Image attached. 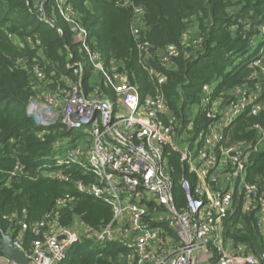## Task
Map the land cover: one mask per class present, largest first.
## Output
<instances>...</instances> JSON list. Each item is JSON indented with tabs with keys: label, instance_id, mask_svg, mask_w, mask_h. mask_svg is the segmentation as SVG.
Wrapping results in <instances>:
<instances>
[{
	"label": "trees",
	"instance_id": "trees-1",
	"mask_svg": "<svg viewBox=\"0 0 264 264\" xmlns=\"http://www.w3.org/2000/svg\"><path fill=\"white\" fill-rule=\"evenodd\" d=\"M43 0H0V232L23 230L22 245L31 251L37 238L33 227L44 223L47 230L54 221L58 226L71 227L76 219L87 228L98 230L112 219L111 207L101 199L81 192L79 181L95 179L80 167H64L69 180L50 175L55 162V143L74 132L49 128L38 135L40 128L27 115V105L39 92L34 84L44 88L62 87L60 78L70 74L67 63L74 54L81 60L80 46L73 43L69 27L55 9V0L44 4L47 17L54 18L50 25L39 16ZM77 20L90 31L91 47L103 55L105 64H116L136 84L142 97L153 95L158 88L164 93L171 114L176 116L182 129L195 139L210 121L204 109L203 86L216 85L212 97L225 101L232 91L244 84L261 82L264 94V76L251 77V62L258 57L264 39L252 44L260 34L264 22V0H68ZM143 10L144 27L140 41L149 42L152 56L140 53L139 41L133 34L135 8ZM63 21L66 26L63 25ZM59 29H62L60 31ZM187 34V39L183 35ZM174 44L179 55L167 64L161 56L167 45ZM148 65L167 80L160 85L144 67ZM38 67L46 77L39 82L35 75ZM53 80L50 83L48 80ZM93 86L112 96V89L104 83L100 73H87L84 82L87 91ZM47 85V86H46ZM264 96V95H263ZM264 126V110L252 116L240 115L229 130L230 142L252 141L256 131L252 125ZM174 181V195L182 204L180 184L185 175L195 181L183 164L180 154L166 150ZM248 181L264 176V144L251 156ZM22 165L15 170L16 164ZM237 198L236 213L226 224L228 237L242 243L256 255L264 253V236L258 227L255 213H243ZM240 223L241 226L237 227ZM127 251L118 243H96L82 238L73 244L66 259L60 264H132L120 254ZM264 264V260L263 263Z\"/></svg>",
	"mask_w": 264,
	"mask_h": 264
},
{
	"label": "built area",
	"instance_id": "built-area-1",
	"mask_svg": "<svg viewBox=\"0 0 264 264\" xmlns=\"http://www.w3.org/2000/svg\"><path fill=\"white\" fill-rule=\"evenodd\" d=\"M46 1L39 6V16L55 25V19L46 16ZM54 7L67 23L73 43L88 57L92 70L100 73L105 85L112 89V96L95 88V81L89 82L92 88L87 91L84 79L88 69L81 60L71 61V54L67 63L70 74L60 78L62 87L51 89L34 84L39 94L28 103L27 115L40 128V136L54 126L74 132L56 141L57 152L64 144L69 147L63 155H56L54 164L47 165L54 167L50 175L67 181L64 167L71 166L93 174L94 180L79 181L77 187L106 202L113 216L98 230L83 224L81 229L61 227L54 221L41 231L44 223H38L33 227L37 238L31 251L22 245V232L29 227L22 222L20 231L7 233L12 235L14 246L24 252L29 264H60L82 238L100 244L118 243L127 251L120 254L119 260L127 258L132 264H262L264 253L256 255L247 245L234 243L228 237L226 224L236 213L238 198L243 213H255L264 236V176L255 182L247 178L251 156L264 144V126L252 125L256 131L252 141L230 142L229 137L230 127L240 115L255 116L264 110L261 82L236 88L227 101L212 97L215 84H205L203 104L210 122L200 131V141L193 149L181 148L182 136L189 135L193 125L189 123L179 131L182 125L171 114L162 89L142 97L126 72L116 64L108 67L101 52L91 47L90 31L75 17L72 4L55 0ZM142 27L143 10L136 7L132 31L139 41L140 53L152 56L150 43L140 41ZM259 29L260 34L252 40L254 46L264 39V22ZM178 55V47L169 44L161 62L169 65ZM144 67L160 85L166 82L165 75L148 65ZM251 67V77L264 76V46ZM35 70L39 82L45 81L44 73L37 66ZM167 148L177 151L188 171L195 175L194 182L185 175L180 181L181 205L173 191ZM21 167L18 162L15 170ZM3 236L0 232V264H20L6 254Z\"/></svg>",
	"mask_w": 264,
	"mask_h": 264
},
{
	"label": "rangeland",
	"instance_id": "rangeland-1",
	"mask_svg": "<svg viewBox=\"0 0 264 264\" xmlns=\"http://www.w3.org/2000/svg\"><path fill=\"white\" fill-rule=\"evenodd\" d=\"M63 25L66 26V23L64 21H63ZM80 55L82 56L81 61L84 63L85 67L88 69V72H90L91 71V63H90L88 57L86 55H83V54H80ZM215 87H216V85L213 86V89ZM193 137H194V134L193 133H189V135L182 136L181 144H180L181 148H183V147L185 148V147H190L191 146V148L193 149V146H195L196 143H198L200 141L199 135L195 139H193ZM72 144H73V142L70 145H72ZM68 147H69V144L62 145V148L60 149V151L58 153L60 155H63L64 152H65V150ZM261 148H263V145L261 146ZM81 224L82 223L80 222V220L79 219H76L75 222H74V224H73V226H71V227H73L75 229H81ZM239 226H241L240 223L237 224V227H239ZM77 227H80V228H77ZM225 241L227 243L226 238H225Z\"/></svg>",
	"mask_w": 264,
	"mask_h": 264
},
{
	"label": "water",
	"instance_id": "water-1",
	"mask_svg": "<svg viewBox=\"0 0 264 264\" xmlns=\"http://www.w3.org/2000/svg\"><path fill=\"white\" fill-rule=\"evenodd\" d=\"M3 248L5 249L6 254L18 263L29 264V258L25 256L24 252L14 246L12 235L4 233Z\"/></svg>",
	"mask_w": 264,
	"mask_h": 264
}]
</instances>
